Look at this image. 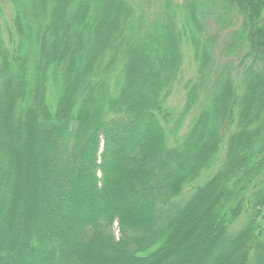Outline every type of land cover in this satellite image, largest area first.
I'll use <instances>...</instances> for the list:
<instances>
[{
	"label": "trees",
	"instance_id": "obj_1",
	"mask_svg": "<svg viewBox=\"0 0 264 264\" xmlns=\"http://www.w3.org/2000/svg\"><path fill=\"white\" fill-rule=\"evenodd\" d=\"M0 264H264V0H0Z\"/></svg>",
	"mask_w": 264,
	"mask_h": 264
},
{
	"label": "rangeland",
	"instance_id": "obj_2",
	"mask_svg": "<svg viewBox=\"0 0 264 264\" xmlns=\"http://www.w3.org/2000/svg\"><path fill=\"white\" fill-rule=\"evenodd\" d=\"M186 63H187V65L185 66V68H186L185 78L188 79L189 77H191L193 75L195 68L193 65L192 66L190 65L189 61H187ZM172 102L175 106H180L182 104L181 103L182 102V95H178V96L174 97L172 99ZM194 261H195V259H194Z\"/></svg>",
	"mask_w": 264,
	"mask_h": 264
}]
</instances>
